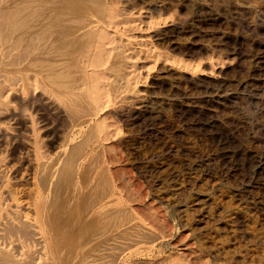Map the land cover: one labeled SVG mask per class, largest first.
<instances>
[{
    "label": "rangeland",
    "instance_id": "1",
    "mask_svg": "<svg viewBox=\"0 0 264 264\" xmlns=\"http://www.w3.org/2000/svg\"><path fill=\"white\" fill-rule=\"evenodd\" d=\"M80 2L64 38L0 19L10 192L52 203L61 264H264V0Z\"/></svg>",
    "mask_w": 264,
    "mask_h": 264
},
{
    "label": "bare ground",
    "instance_id": "2",
    "mask_svg": "<svg viewBox=\"0 0 264 264\" xmlns=\"http://www.w3.org/2000/svg\"><path fill=\"white\" fill-rule=\"evenodd\" d=\"M15 1L17 2V0ZM21 1H19L20 3L18 2L20 5H17L18 7H16L14 6L15 4L13 0L12 2L11 0H0V19H4V23H9V20L5 22V17L7 14L10 16L15 15V18L11 16L15 19L13 29L16 30L19 28L21 30L23 29L21 27H25L26 30V27L29 28L32 26L31 24L35 23V21L37 24H39L40 20L38 18L41 16V18L44 20L43 22H45V20H53L55 23L52 21V24L58 27L56 28L55 26L56 30L60 29L59 31L62 32L61 29H63L62 36L64 38L67 30L64 31L65 28L60 26L63 24L65 27V23H63V21L66 19L67 14L70 11L69 9L67 10V8L65 9V6L68 4V0H32L35 2V5L32 3L34 5L31 8V10L33 9L32 11L26 9L28 7L30 8L31 5H28L27 7L25 6L26 3L24 4L22 1L26 8L22 7L23 5L21 4ZM26 1L27 4H31V0L29 1L30 3H28V0ZM37 1L39 3H37ZM82 1L86 2L88 0ZM12 4L13 6H11ZM50 8L53 10H58L59 12H56L58 14H46L48 10L51 11ZM74 8L77 9L76 6H74L73 9ZM64 9L68 12H66ZM10 16L7 15V19ZM13 18H11V20H13ZM64 22H66V20ZM10 23L8 25H10ZM1 25L3 24H1L0 21V27ZM5 26H2L4 28H0L1 57L2 54H5L8 51L5 47V40L6 35H8L7 33L11 31L9 27L10 31L8 30L4 33V30L6 31ZM12 32H10V34H12ZM59 34L61 36L60 32ZM58 39L61 40L60 37ZM3 49L7 51L4 50V52ZM6 76L7 75L0 74V81L1 77H5L6 83L9 86V90H13L15 86L14 84L17 83L19 78L16 76ZM4 91L5 89L0 86V97ZM0 109L9 110V108L4 105L1 99ZM0 161H2L1 157ZM50 172H52V170ZM8 183L9 180L4 176L2 170L0 169V188L2 189V192H0V264H61L60 248L63 243L61 240V233L58 228L57 217L51 208L52 203L47 199L42 190H40L39 186H36L33 189V200L24 201L20 197H17L10 192L8 189Z\"/></svg>",
    "mask_w": 264,
    "mask_h": 264
}]
</instances>
